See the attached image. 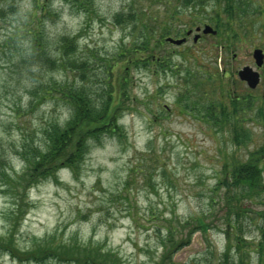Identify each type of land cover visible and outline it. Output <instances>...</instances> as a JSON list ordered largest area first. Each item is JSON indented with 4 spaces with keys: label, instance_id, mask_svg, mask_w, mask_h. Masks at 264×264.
Masks as SVG:
<instances>
[{
    "label": "rangeland",
    "instance_id": "rangeland-1",
    "mask_svg": "<svg viewBox=\"0 0 264 264\" xmlns=\"http://www.w3.org/2000/svg\"><path fill=\"white\" fill-rule=\"evenodd\" d=\"M244 1L240 25L224 0H0V238L18 254L73 239L111 250L120 264H161L174 228L183 243L163 264H264V80L251 106L237 75L253 66L254 48L264 52V0ZM32 13L50 59L28 61ZM204 25L217 33L164 42ZM146 36L161 67L136 50ZM109 81L126 95L115 130L89 140L75 169L19 183L22 214L13 215L24 153L44 150V127L69 119L61 96L44 90L86 86L98 97ZM242 165L256 166L263 189L241 191ZM0 264L69 263L24 261L2 248Z\"/></svg>",
    "mask_w": 264,
    "mask_h": 264
},
{
    "label": "trees",
    "instance_id": "trees-1",
    "mask_svg": "<svg viewBox=\"0 0 264 264\" xmlns=\"http://www.w3.org/2000/svg\"><path fill=\"white\" fill-rule=\"evenodd\" d=\"M203 0H179L182 6L191 4L193 7L202 4ZM10 1L8 4L9 13L16 14L12 11L13 4ZM225 10L228 14L233 17L237 15L239 17L240 25L242 24L245 16L244 7L246 6L244 0H224ZM43 10V9H42ZM44 11V10H43ZM44 15V14H43ZM44 17V16H42ZM40 15L32 13L27 19L28 28H24L26 31L25 36L29 40L31 55L28 57V61H40L42 59H50L45 49L46 42L42 31L37 27L40 24ZM176 16L172 19L175 20ZM192 23L197 20L192 18ZM188 23V22H187ZM242 28V26H241ZM171 33L175 36L179 35L175 29L169 27ZM22 29H18L17 34ZM167 32V30H165ZM174 32V33H173ZM68 39L66 37L59 40L60 43H64ZM150 36H146L142 40V44L136 49L139 53L140 50L150 52L148 60L154 61L161 67L164 63V56H157L155 50H157L156 43L149 50L148 42ZM165 42V40H164ZM166 43V42H165ZM38 57V58H37ZM52 61V60H49ZM216 61V56H215ZM53 62V61H52ZM189 75V74H188ZM206 78V77H205ZM207 79V78H206ZM112 79L110 78V81ZM106 83V89L99 87L94 90H100L98 97H91L88 92L90 90L86 87H75V86H63L59 87L58 91L53 90L52 87H48L44 90V94L51 95L54 92L59 94L65 104L69 107V119L60 125L57 122H50L42 130L44 150H39L37 147H30V155L24 153V159L26 161V171L22 175L21 180L13 183L11 190H15L18 197L14 195L12 197L11 204L14 206L10 211L13 215L15 214V208H18V213L22 214V206L19 203L18 198L23 195L22 191L19 190V183L22 181H29L26 184V188H29L38 182L41 178L52 175L62 165L64 167L75 169L83 161L85 155L88 153L89 146L87 142L89 140L99 141L104 133L113 132L116 128L118 118H120V108L126 99L124 91H117L111 82ZM206 82L202 80V83ZM205 83V88L207 87ZM123 85V84H122ZM121 85V86H122ZM123 89V87H121ZM123 92V93H122ZM256 167V166H255ZM242 165L240 173L238 175L237 185L241 187V191H245L249 195L252 191L255 192L256 186L259 185L263 189L260 176L258 174L254 176L257 168ZM25 188V189H26ZM252 195L247 196L249 199ZM245 197V196H244ZM237 214V213H236ZM169 235H166V240L163 241V251L166 250L163 256L161 264L171 257V254L177 250L183 240L177 242L172 235L175 234L174 228H169ZM10 234V230L8 231ZM55 239L50 238L44 243L48 245L49 242H53ZM72 240V241H71ZM70 241V242H69ZM68 243H62L58 240L52 247H43L37 245L35 249L31 251H25L23 254H18L17 250L13 245H10L6 240L0 238V249H4L11 256L21 257L24 261H45L47 259H56L69 264H120L121 260L118 255L111 250L96 249L95 245H83L70 239ZM180 245V246H178Z\"/></svg>",
    "mask_w": 264,
    "mask_h": 264
},
{
    "label": "water",
    "instance_id": "water-1",
    "mask_svg": "<svg viewBox=\"0 0 264 264\" xmlns=\"http://www.w3.org/2000/svg\"><path fill=\"white\" fill-rule=\"evenodd\" d=\"M196 32L201 31V33L203 35H207V34H212L215 35L216 31L212 29V27H210L209 25H204L203 28L201 29L200 27L195 28ZM192 33L191 30H188L186 32V35H190ZM199 34H195L194 38H193V42L195 43L197 41V39L199 38ZM166 42L175 45V46H180L183 43L186 42V38H180V39H174V38H166L165 39ZM252 57L254 59L255 65L257 67H260L263 63V54L262 51L260 49H255L252 52ZM239 79L241 81H244L247 86L250 89L255 88V86L258 84L259 82V74L257 72H254L250 67H244L242 68L239 73H238Z\"/></svg>",
    "mask_w": 264,
    "mask_h": 264
},
{
    "label": "flooded vegetation",
    "instance_id": "flooded-vegetation-1",
    "mask_svg": "<svg viewBox=\"0 0 264 264\" xmlns=\"http://www.w3.org/2000/svg\"><path fill=\"white\" fill-rule=\"evenodd\" d=\"M263 52V51H262ZM263 55H264V52H263ZM234 58H235V56H234ZM244 67H250V68H252L254 71H256V72H258V74H259V82H258V84L255 86V88H253V89H249L250 91H249V94H248V97H249V101H248V103H249V105H251V106H253V104H254V101L257 99V97H255V95H253L252 94V92H254L255 90H256V92H258L259 91V89H261V87L263 86V80H264V58H263V63H262V65L260 66V67H255V65L253 64V66L251 67V66H242V68H244ZM241 68V69H242ZM240 70L238 69V71H237V74H238V72H239ZM244 83V82H243ZM245 84V83H244ZM262 97L264 98V94H262ZM236 100H238V97L236 98Z\"/></svg>",
    "mask_w": 264,
    "mask_h": 264
}]
</instances>
